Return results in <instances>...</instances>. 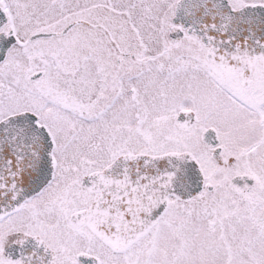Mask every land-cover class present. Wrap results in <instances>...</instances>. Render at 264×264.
Returning <instances> with one entry per match:
<instances>
[{"label":"snow or ice","instance_id":"obj_1","mask_svg":"<svg viewBox=\"0 0 264 264\" xmlns=\"http://www.w3.org/2000/svg\"><path fill=\"white\" fill-rule=\"evenodd\" d=\"M0 264H264V0H0Z\"/></svg>","mask_w":264,"mask_h":264}]
</instances>
